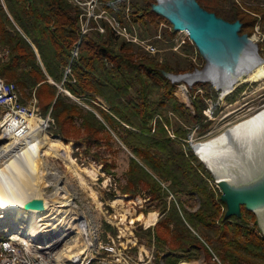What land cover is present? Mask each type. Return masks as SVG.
Masks as SVG:
<instances>
[{"label":"trees","instance_id":"1","mask_svg":"<svg viewBox=\"0 0 264 264\" xmlns=\"http://www.w3.org/2000/svg\"><path fill=\"white\" fill-rule=\"evenodd\" d=\"M194 1L204 12L226 23L238 22L239 36L250 35L258 21L264 32V13H258L242 0ZM3 3L5 9L0 4V47L8 48L10 57L8 62L0 64V76L33 93L42 115L51 111L55 121L52 134L61 136L65 144L73 140L84 144L88 151L100 144L105 124L123 130L122 141L136 159H131L126 185L119 186V191L134 199L146 189L148 203L156 202L155 208L140 213L158 211L161 218L155 226L161 231L155 227L145 230L138 227L135 236L149 242L153 238L158 253L162 252L163 257L157 256L163 264L190 263L200 252L206 256V264H246L238 254L239 249L264 261V237L250 227L254 214L242 207L240 218H223L225 204L220 201V193L216 195L208 186L207 179L211 178L205 177L206 170L196 164L197 159L187 145V131L174 128L169 114L183 117L184 105L175 97L179 83L172 82L167 75H180L178 70L167 62L159 64L148 57L136 59L131 44L123 42L116 48L118 39L110 31L104 38L81 36L78 17L65 0H3ZM156 4L157 0L133 4L135 14L141 13L139 24H146V20L162 21L173 28L153 11ZM75 46L78 55L72 58ZM184 51L188 56L196 52L206 64L194 43L192 46L187 43ZM259 51H264V39ZM195 71L191 66V72ZM200 86L204 95L194 97V115L189 114L196 126L202 123L205 100L218 96L211 85ZM239 91L236 89L227 100L233 102ZM65 92L72 98L64 95ZM96 98L106 105V111L95 105ZM73 99L88 105L103 121L94 112L81 109ZM75 119L81 120L79 128L73 125ZM160 182L167 183L169 193L178 199L177 204L172 200L166 202L168 193ZM194 194L200 205L195 212H189L181 198ZM109 196L111 200L114 193ZM104 228L116 235L115 228L108 224ZM207 232L216 239L217 247L209 249L202 241L201 235ZM169 242L174 247L164 252ZM217 251L222 253L218 255L219 263L208 261Z\"/></svg>","mask_w":264,"mask_h":264},{"label":"bare ground","instance_id":"2","mask_svg":"<svg viewBox=\"0 0 264 264\" xmlns=\"http://www.w3.org/2000/svg\"><path fill=\"white\" fill-rule=\"evenodd\" d=\"M248 81H264V62H259L250 71ZM37 121V117L29 118L30 126H36ZM191 140L207 158L208 162L203 158L202 163L216 179L234 181L260 172L264 167V88L252 92L242 104L222 114L213 127L192 136ZM72 149L73 145L63 144L59 136L41 134L39 130L23 141L0 134V210L6 213L4 221L15 230L23 225L29 233H39L44 238L71 230L72 235L65 240L61 253L68 260L66 264L88 256L89 248L82 240L78 227L79 213L72 205L68 190L58 189L44 195V190L52 183L51 177L63 178L66 175L91 199L97 210L101 209L97 193L92 188L98 170L80 167L71 157ZM57 160L65 167L63 177L48 170L50 162ZM32 199L41 200V210L24 208ZM124 199L117 196L111 203L121 217L122 225L126 216L131 215V211L123 206ZM136 203L141 202L137 199ZM157 217L156 213L139 214L136 221L148 228L155 225ZM259 223L264 232V212L259 216ZM127 229L121 231V236H125Z\"/></svg>","mask_w":264,"mask_h":264},{"label":"rangeland","instance_id":"3","mask_svg":"<svg viewBox=\"0 0 264 264\" xmlns=\"http://www.w3.org/2000/svg\"><path fill=\"white\" fill-rule=\"evenodd\" d=\"M239 1V0H238ZM247 6L256 9L258 13H264V0H242ZM237 2V1H236ZM145 3V0H131L132 4H139L143 5ZM134 6V5H133ZM146 24L140 26V30L138 32V35L143 37L144 39H149L154 35H157V33H161L162 39L158 41H154L156 47L158 48L159 52L154 55H149L146 52L143 51V49L139 48L138 46L131 44V52L133 53L134 57L136 59H141V57H148L151 59H154L157 63L163 64L164 62L169 63V65L180 72V75L183 74H191V66L195 67L197 71H200L204 68L206 65L202 61L199 60L196 52L193 53L192 56H188L185 53L186 44L188 43L189 46H192L193 43H191L190 38L188 37L187 33L185 31H176L174 28L170 27L165 22H148L145 21ZM163 29V30H162ZM91 38L97 37V34L94 31H91L90 33ZM246 35V34H243ZM105 36V35H104ZM104 36H101L104 38ZM242 36V35H241ZM247 38L252 39V43L257 47V54L261 58V61L264 62V51H259V46H261V43L264 39V32L263 27L260 21H258L253 29V32L250 35H246ZM121 43H123V40L118 39L115 41V47L117 48ZM125 43V42H124ZM256 65L251 66L248 68L246 73L238 75L235 79H233L226 87L224 88V91H215L213 88V85L211 82L207 83H198V84H192L191 86H188L181 82H175L179 83L177 85V90L175 92V97L178 99V101L184 105L183 107V117L175 118L174 116L170 115V118L172 119V123L174 125V128L182 129L187 131L188 139H187V145L192 150L191 147H193L196 150L195 155L197 159V165L201 164L203 168L206 170L205 177H210L211 179H207L208 186L217 194H219V190L216 187L215 180L213 179L211 173L209 170L204 166L202 161H204L203 158H207L201 154L199 148L192 144V136L194 135H200L207 130H209L211 127L214 126L218 118L228 112L232 107L236 105L242 104L250 95L252 92L264 88V81L261 82H249L248 81V75L250 71L255 69L258 66V63ZM178 76V75H177ZM10 82H15L14 80L5 79ZM201 84H209L211 85L212 89L218 93L217 98L215 99H206L205 104L206 107L202 111L203 119L201 125H203V129L201 125H194L193 122L190 120L189 114L194 115V107L192 104V100L195 96H199L202 98L204 95V91L201 89ZM21 91L23 101L25 103L29 104V95L30 91L22 89L18 87ZM194 88V92L191 93V89ZM236 89H240L237 97L233 102H230L227 100L228 97L232 96ZM63 92V91H61ZM67 96V94H64ZM247 95V96H246ZM238 101V102H237ZM73 103H76L81 109L84 111H92L96 114V117L98 120H102V118L88 105L84 104L82 101H77L73 99ZM237 102V103H236ZM95 105L100 106L103 110L106 111L107 107L106 105L100 100L99 98H96L94 101ZM230 105V106H229ZM232 105V106H231ZM34 106L37 110L38 115L45 119L46 117H50L53 120V124L51 128L49 129L48 133L52 134V131L55 129V121L50 116L51 111L48 110L46 114H41V109L37 104V101L34 102ZM216 109V111L214 110ZM81 123V120L75 119L73 125L76 128H79V125ZM106 131L101 135V142L98 146H92L88 151L86 150V146L80 145L78 142H75L71 140L67 144H72L73 149L71 152V157L75 160V162L83 168L87 167H94L98 170L97 173V182H94V191L96 193L98 192L100 196L102 197L103 203H104V209L103 214H101V222L102 223H108L110 226L115 228L116 230V244L120 249H123L124 247H130V248H136L135 251L132 250L133 254H137L140 252L141 248L144 247L146 249L154 248V260L152 261V264H163L162 260L158 258V254L162 256V252L158 253L156 244L154 242V239L144 238V237H136L135 236V230L138 227H142L143 230L146 228L141 224V222L136 221V216L141 214L145 216L144 213H140V211H144L145 209H153L156 206V202L154 203H148L149 198L146 194V189H143L139 196L136 198H131L130 196H123V195H115V198L117 196L124 197L123 206L131 211L130 216H126L125 221L122 224H120L121 217L116 212V209L111 206V203L115 199L114 197L110 200L109 194L114 190L116 192L119 191V186H125L126 185V173L129 170L130 161L131 159H136L132 152L124 145L122 141L123 137V130L118 127H111L106 125ZM82 133V131H81ZM53 136H59L54 135ZM62 138L61 136H59ZM170 137L173 138L174 136L170 134ZM62 143L65 144L64 139L62 138ZM191 145V146H190ZM200 153H198V152ZM52 162V163H51ZM50 166L48 167L49 172L53 174V172L57 173L59 176L65 175V167L63 163L59 160L57 161H51ZM208 162V161H207ZM109 171L110 174H108L106 171ZM53 176V175H52ZM48 177V176H47ZM51 182L53 183L57 177H51ZM65 179H68L69 181H72L69 177L66 175L63 177ZM220 179V178H218ZM163 184L166 189H163L164 191H167L168 196L166 197V202L174 201L175 204L178 203L177 197L173 196V194L169 193L167 187V183L160 182V185ZM77 186V184H76ZM93 186V185H92ZM79 189V187H77ZM80 190V189H79ZM218 191V192H217ZM52 192V188L48 187L45 190V195L48 196ZM140 200V204L136 203V200ZM181 201L184 203V208L189 212H195L200 205L199 198L194 194L193 196L189 197H182ZM149 204V205H148ZM96 209V206H95ZM108 209V210H107ZM107 210V212H106ZM223 212V209H222ZM97 213V212H96ZM150 213H156L158 215L157 221L161 218L160 213L158 211L156 212H150ZM148 213V214H150ZM0 224H6L7 222L4 221L6 219V213L2 210H0ZM147 215V214H146ZM255 220L250 224L251 228L256 229L259 234L264 237V234L262 233L261 226L258 223V220L256 216L254 215ZM155 223V225H156ZM151 226V228H156L157 226ZM128 228V229H127ZM127 229L125 232V236H121V231ZM161 231L159 228H156V231ZM197 235V234H196ZM198 236V235H197ZM199 237V236H198ZM202 237V241L206 243V245L210 248L217 247L218 243L216 239L213 237V235L210 232L205 233ZM174 247L173 242H169L166 246V251H169V249H172ZM219 251V250H218ZM215 252V254H212V258L208 259L210 262H217L219 263V256H222L221 252ZM238 254L242 257V260L246 264H264V261L254 258L250 255H247L243 253L240 249L238 250ZM219 255V256H218ZM163 257V256H162ZM206 256L200 252L197 259L190 262L193 264H206ZM186 262V261H181ZM179 262V263H181ZM178 263V264H179ZM189 263V262H187Z\"/></svg>","mask_w":264,"mask_h":264},{"label":"built area","instance_id":"4","mask_svg":"<svg viewBox=\"0 0 264 264\" xmlns=\"http://www.w3.org/2000/svg\"><path fill=\"white\" fill-rule=\"evenodd\" d=\"M65 1L78 17L81 36H91V31H94L97 36H104L110 31L115 38L121 39L127 44H134L149 55L159 52L154 41L162 39L161 33L159 32L149 39L138 35L140 30L138 18L141 13L135 14L131 0ZM0 4L4 7L3 0H0ZM71 55L72 58L77 57V46L74 47ZM9 57V49L0 48V64L6 63ZM65 94L71 97L68 92ZM32 117H37L38 120L34 127L29 124V118ZM52 124L53 120L50 117L43 119L38 115L33 103L28 104L23 101L21 91L16 83L0 77V134L6 137L10 136L16 141H23L37 130L41 134L47 133L53 136L48 133ZM97 180L96 178L95 182ZM161 186L166 189L163 184ZM49 187L52 188L51 193L58 189L68 190L72 205L79 213L78 227L82 240L89 248V255L80 261L72 260L71 264H152L154 260L153 247L150 249L142 247L141 253L133 254L132 250L135 251L136 248L126 246L120 249L116 244V235L105 230L104 224L108 223H102L100 219L104 203L98 192L100 210L95 209L91 199L79 190L73 181L59 178ZM92 187L94 188V185ZM114 190L112 192L115 198L116 193L119 195L120 192ZM65 232L61 231L44 238L39 233H29L23 225L18 226V230H15L9 225L0 224V264H66L68 260L61 253L63 244L72 235V231Z\"/></svg>","mask_w":264,"mask_h":264},{"label":"water","instance_id":"5","mask_svg":"<svg viewBox=\"0 0 264 264\" xmlns=\"http://www.w3.org/2000/svg\"><path fill=\"white\" fill-rule=\"evenodd\" d=\"M153 11L168 20L174 30L185 31L206 61L200 71L178 76L168 74L167 78L172 82L188 86L211 82L215 91H224L233 79L261 61L252 41L246 35H238V22L226 23L204 12L194 0H157ZM211 175L220 192V201L226 207L223 218H240L243 207L253 213L259 223V216L264 212V167L258 173L234 181ZM24 208L39 211L42 202L32 199Z\"/></svg>","mask_w":264,"mask_h":264},{"label":"crops","instance_id":"6","mask_svg":"<svg viewBox=\"0 0 264 264\" xmlns=\"http://www.w3.org/2000/svg\"><path fill=\"white\" fill-rule=\"evenodd\" d=\"M4 4V3H3ZM3 7V6H2ZM4 9H5V6L3 7ZM0 48H3V47H0ZM35 52H36V54H37V51L35 50ZM37 56H38V54H37ZM8 62V61H7ZM4 64V63H3ZM1 77V76H0ZM3 79H7V78H4V77H2ZM48 82L49 83H51V84H54L53 83V81L50 79V78H48ZM14 83H16V82H14ZM18 86V85H17ZM19 87V86H18ZM29 103L30 104H34V102H36V99L34 98V95H33V93H30V95H29ZM61 140H62V138H61Z\"/></svg>","mask_w":264,"mask_h":264}]
</instances>
